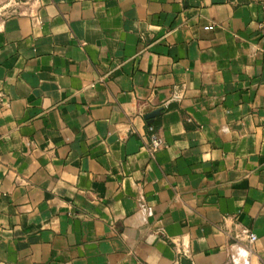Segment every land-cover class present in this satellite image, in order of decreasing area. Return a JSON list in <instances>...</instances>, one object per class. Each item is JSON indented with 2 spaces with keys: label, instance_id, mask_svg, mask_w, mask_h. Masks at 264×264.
<instances>
[{
  "label": "crops",
  "instance_id": "0c3cea01",
  "mask_svg": "<svg viewBox=\"0 0 264 264\" xmlns=\"http://www.w3.org/2000/svg\"><path fill=\"white\" fill-rule=\"evenodd\" d=\"M263 14L0 0V264H264Z\"/></svg>",
  "mask_w": 264,
  "mask_h": 264
},
{
  "label": "built area",
  "instance_id": "2783aa9c",
  "mask_svg": "<svg viewBox=\"0 0 264 264\" xmlns=\"http://www.w3.org/2000/svg\"><path fill=\"white\" fill-rule=\"evenodd\" d=\"M213 28H214L213 25H209L206 27V29H213ZM258 28H259L260 34L264 36V14L261 20L259 21ZM149 129L151 132L154 131V127L152 125L149 126ZM163 145H164L163 139L160 136L153 134V136L151 137V145H149V148H148L150 154L151 155L155 154V152L159 150ZM256 239H257V235L255 233L251 232L248 234L249 244L252 245Z\"/></svg>",
  "mask_w": 264,
  "mask_h": 264
},
{
  "label": "water",
  "instance_id": "95a60500",
  "mask_svg": "<svg viewBox=\"0 0 264 264\" xmlns=\"http://www.w3.org/2000/svg\"><path fill=\"white\" fill-rule=\"evenodd\" d=\"M161 112V109H157L155 111L149 112L146 115V118L148 119L149 123L153 122V118L156 116L157 113ZM181 264H193L192 261L188 258L182 257L181 258Z\"/></svg>",
  "mask_w": 264,
  "mask_h": 264
}]
</instances>
